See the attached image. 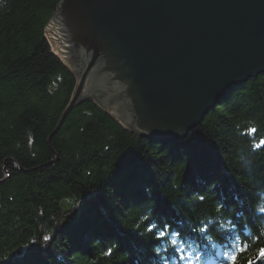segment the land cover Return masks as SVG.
Listing matches in <instances>:
<instances>
[{"label":"trees","instance_id":"1","mask_svg":"<svg viewBox=\"0 0 264 264\" xmlns=\"http://www.w3.org/2000/svg\"><path fill=\"white\" fill-rule=\"evenodd\" d=\"M58 2L0 0V264H264V74L183 139L85 100L49 147L76 85L44 34Z\"/></svg>","mask_w":264,"mask_h":264},{"label":"water","instance_id":"2","mask_svg":"<svg viewBox=\"0 0 264 264\" xmlns=\"http://www.w3.org/2000/svg\"><path fill=\"white\" fill-rule=\"evenodd\" d=\"M45 38L92 100L142 138L183 139L234 86L264 74V0H59Z\"/></svg>","mask_w":264,"mask_h":264},{"label":"snow or ice","instance_id":"3","mask_svg":"<svg viewBox=\"0 0 264 264\" xmlns=\"http://www.w3.org/2000/svg\"><path fill=\"white\" fill-rule=\"evenodd\" d=\"M252 131H255V129H252ZM151 230V229H150ZM204 229H201V231H203ZM165 236V233L164 232H160L159 233V238H163ZM260 255L262 256V257H264V249H262L261 250V252H260Z\"/></svg>","mask_w":264,"mask_h":264},{"label":"rangeland","instance_id":"4","mask_svg":"<svg viewBox=\"0 0 264 264\" xmlns=\"http://www.w3.org/2000/svg\"><path fill=\"white\" fill-rule=\"evenodd\" d=\"M263 75V74H262Z\"/></svg>","mask_w":264,"mask_h":264}]
</instances>
